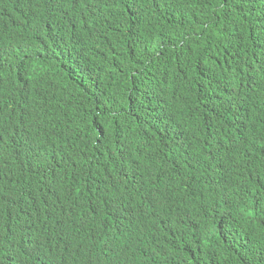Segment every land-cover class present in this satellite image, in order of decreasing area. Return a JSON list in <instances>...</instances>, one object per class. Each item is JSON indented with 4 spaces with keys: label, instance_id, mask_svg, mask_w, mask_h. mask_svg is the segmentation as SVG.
<instances>
[{
    "label": "trees",
    "instance_id": "1",
    "mask_svg": "<svg viewBox=\"0 0 264 264\" xmlns=\"http://www.w3.org/2000/svg\"><path fill=\"white\" fill-rule=\"evenodd\" d=\"M138 1L53 0L100 40L68 67L18 48L0 78L24 102L0 118L43 131L24 175L0 149V264H264V0ZM49 15L27 7V38Z\"/></svg>",
    "mask_w": 264,
    "mask_h": 264
},
{
    "label": "clouds",
    "instance_id": "2",
    "mask_svg": "<svg viewBox=\"0 0 264 264\" xmlns=\"http://www.w3.org/2000/svg\"><path fill=\"white\" fill-rule=\"evenodd\" d=\"M50 4V15L43 22L45 31L38 33L29 38L24 32V20L26 10L30 4L38 2V0H0V78L8 79L13 70L17 69L21 57L16 53L18 48L27 50L28 46L35 44L41 47L46 54L47 61L53 60L56 56L64 67L68 61H72V56L78 53V45H90L100 40V29L96 14L90 20L79 21L75 24L68 23L60 18L59 14L53 10V0H48ZM135 12L140 10L138 0H134ZM129 36L132 34L129 32ZM79 55L81 53L79 52ZM82 57H85L82 55ZM83 85L81 98L90 99V92L97 94L100 84L89 79H79ZM8 98L11 102V110L18 112L24 109V102L20 96L12 93L0 94V102ZM15 120L0 118V149L10 147L11 152L20 153L16 160V172L24 175L20 160L22 155H28L27 151L32 139L41 137L43 131L38 127L24 128L19 125L17 128L10 129ZM45 132V131H44ZM2 179L0 170V181ZM149 206V204H148ZM151 213L148 212L147 214ZM117 220L122 219L124 213L119 212L115 215ZM116 221V219H115ZM149 235L157 236L164 234L165 229L149 228L145 231ZM123 236V235H122ZM121 236V237H122ZM118 240H123L118 238ZM132 253L139 258L135 264H171L169 261H160L150 258L147 254L142 253L137 248L131 250Z\"/></svg>",
    "mask_w": 264,
    "mask_h": 264
}]
</instances>
